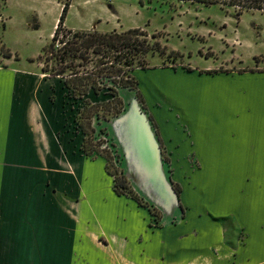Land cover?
Listing matches in <instances>:
<instances>
[{"label": "crops", "instance_id": "crops-1", "mask_svg": "<svg viewBox=\"0 0 264 264\" xmlns=\"http://www.w3.org/2000/svg\"><path fill=\"white\" fill-rule=\"evenodd\" d=\"M36 68L0 65V264H264L263 68L133 70L138 79L154 69V77L159 71L170 77H238L237 86L221 87L247 105L234 111L222 102L223 115L189 119L185 103L160 94V86L157 106L165 112L139 90L161 165L193 169L215 185L209 184L211 203L194 216L185 185L171 171L170 183L182 190L176 194L180 210L152 240L149 210L118 194L104 161L83 152L65 78ZM183 84L196 86L187 79ZM93 161L104 170L101 176L92 173ZM228 175L234 180L223 179ZM229 221L241 234L228 241Z\"/></svg>", "mask_w": 264, "mask_h": 264}, {"label": "rangeland", "instance_id": "rangeland-1", "mask_svg": "<svg viewBox=\"0 0 264 264\" xmlns=\"http://www.w3.org/2000/svg\"><path fill=\"white\" fill-rule=\"evenodd\" d=\"M67 1L71 3L65 20L68 29H97L106 32L138 27L145 29L151 36L157 34L162 44L166 45L167 52H150L147 55L148 67L177 68L191 65L212 70L264 69V11L245 10L238 14L235 8L221 4L205 5L179 0H0V65L37 66L38 71H43V67H47L44 48L52 39L63 3ZM171 50L177 53L170 55ZM93 65L91 60L80 69L87 71ZM156 70L140 73V79L137 77L138 72L132 71L138 80L137 89L120 88L121 101L114 100L106 88L98 94L91 89L86 111V114L94 112V116L97 113L100 116L106 114V117L87 119L91 130L94 129L90 131L92 136L88 138V145L96 152L87 157L104 161L113 178L115 174L127 177L133 191L144 200V204L139 203V206L145 205L149 210L147 230L150 238L156 235L161 226L166 224L165 227L170 228L169 219L180 210L178 198L172 190L174 185L169 181L171 171L172 178L185 185V201L194 216L196 211L203 210L205 203H211L209 188L215 185L207 179L205 182L203 174L193 169L178 167L171 170L161 165L158 170L154 163H149L144 150L137 145V131L142 128L139 111H142L149 126L153 128V133L155 130L149 117H146L148 113L145 104L139 99L137 91L143 88L156 109L160 86V94L166 91L185 103L189 119L202 114L207 117L223 115L226 111L218 109L222 102L231 103L234 111L247 106L242 103L240 94L221 87H232V83L237 86L238 77L217 76L209 79L195 78L194 75L184 77L181 74L170 77L160 71L154 77L153 72ZM47 73L50 74V71ZM186 79L196 86H185L183 82ZM194 94L198 95L193 99L187 97ZM74 104L76 107L78 102ZM121 104L124 105L122 112L114 115V108L121 107ZM156 110L165 112L159 108ZM76 114L79 115L75 112L74 117ZM175 119L186 123L177 116ZM99 164L93 161L92 173L101 176L104 170ZM223 179L234 180L229 175ZM176 221L177 217H174L173 222ZM231 223L225 222L228 226V241L237 239L241 234ZM151 259L155 260L154 257Z\"/></svg>", "mask_w": 264, "mask_h": 264}, {"label": "trees", "instance_id": "trees-1", "mask_svg": "<svg viewBox=\"0 0 264 264\" xmlns=\"http://www.w3.org/2000/svg\"><path fill=\"white\" fill-rule=\"evenodd\" d=\"M189 2H200L205 5L221 4L222 6L235 8L238 14L245 10L264 11V0H179ZM70 2L63 3L62 13L56 25L52 39L44 48L46 53L47 67L43 72L53 75H60L65 78L64 82L68 89V98L71 99L70 108L75 115L76 127L83 135L82 150L85 155H93L95 149L89 147L88 138L92 136L90 122L87 119L100 116L94 112L86 114L88 110L89 94L91 89L96 94L106 88L112 94L114 100L121 101L120 88L130 87L137 89L138 80L133 75L137 67H147V55L150 52L159 51L162 54L167 52L166 45L158 39L157 34L149 35L143 28H129L118 31H99L97 29L72 30L65 27L66 16ZM177 52L171 50L170 55ZM91 60L94 65L87 71L81 70ZM49 63H52L51 65ZM139 99L142 96L137 91ZM81 100V101H80ZM78 105L74 107V103ZM114 108V115L122 112L124 105ZM123 106V108H122ZM92 122V121H91ZM104 132L103 129H101ZM108 170V166H106ZM109 171V170H108ZM110 173V171H109ZM124 174H115L114 186L118 194L129 195L144 204V200L133 191ZM174 190L178 197L181 195V187L173 183ZM126 188V189H125ZM125 189V190H124ZM128 189V190H127Z\"/></svg>", "mask_w": 264, "mask_h": 264}, {"label": "water", "instance_id": "water-1", "mask_svg": "<svg viewBox=\"0 0 264 264\" xmlns=\"http://www.w3.org/2000/svg\"><path fill=\"white\" fill-rule=\"evenodd\" d=\"M140 112V122L142 123L141 129H139L137 132L139 133V140L137 141V145L141 146V149L144 150V153L149 159V163H154L156 165V168L158 170L161 169V163L158 161L160 157V146L155 139L154 135L152 134L151 127L149 126L148 121L144 118L143 114ZM142 135V137H140ZM143 141H145L143 143ZM162 174V172H160ZM160 175V174H159ZM157 180V178H154ZM174 192V188L172 189ZM176 193V192H175Z\"/></svg>", "mask_w": 264, "mask_h": 264}]
</instances>
